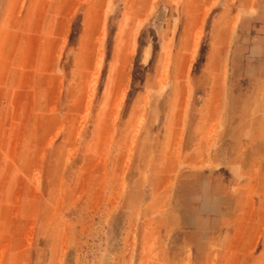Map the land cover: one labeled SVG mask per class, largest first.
Masks as SVG:
<instances>
[{"label": "rangeland", "instance_id": "obj_1", "mask_svg": "<svg viewBox=\"0 0 264 264\" xmlns=\"http://www.w3.org/2000/svg\"><path fill=\"white\" fill-rule=\"evenodd\" d=\"M0 264H264V0H0Z\"/></svg>", "mask_w": 264, "mask_h": 264}]
</instances>
